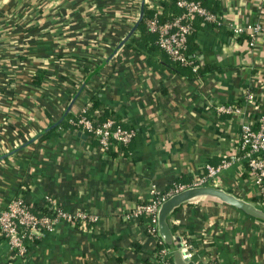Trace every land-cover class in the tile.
<instances>
[{"label": "crops", "instance_id": "0c3cea01", "mask_svg": "<svg viewBox=\"0 0 264 264\" xmlns=\"http://www.w3.org/2000/svg\"><path fill=\"white\" fill-rule=\"evenodd\" d=\"M157 2L164 8L168 0ZM208 2L222 25L194 21L188 49L197 82L189 69L175 73L165 56L126 49L132 36L116 51L142 0H0V210L21 197L34 212L47 196L65 211L98 217L90 233L66 225L40 233L20 260L0 238V264H153L144 223L124 214L146 201L152 186L165 193L203 174L205 165L216 167L242 123L264 120V33L250 48L229 31L264 25V0ZM92 95L134 132L121 154L102 151L68 122ZM218 104L240 106L241 114L216 115ZM244 163L239 157L221 173V188L264 209ZM169 223L173 236L190 244L193 264L210 257L264 264V225L215 200L186 203Z\"/></svg>", "mask_w": 264, "mask_h": 264}, {"label": "built area", "instance_id": "2783aa9c", "mask_svg": "<svg viewBox=\"0 0 264 264\" xmlns=\"http://www.w3.org/2000/svg\"><path fill=\"white\" fill-rule=\"evenodd\" d=\"M156 3V4H155ZM148 8L153 12L151 17L144 19L147 31L156 36L155 44L163 51L167 59L181 68L189 69L195 75L197 82L198 64L195 59L188 57V38L194 33V21L199 19L204 24L220 27L221 17L216 15L199 2L178 0L176 7L180 14L167 21H161L160 15L163 7L157 0H149ZM137 10V8L135 9ZM129 25L134 23V19L129 18ZM231 35L236 37L244 36L250 48L256 46L258 38L264 33L262 23H252L247 25L230 26ZM186 78L180 77L184 82ZM185 83V82H184ZM246 99L252 101V95L247 94ZM216 115L238 116L241 108L237 105L218 104L214 108ZM70 126L77 128L90 137L94 138L99 147L104 152L112 148L119 154L122 152L116 148L127 146L134 137L131 129H126L111 118L100 123H93L86 115V106L81 113L73 119H68ZM264 120L256 124L244 122L241 124L240 133L234 140V147L226 155L222 156L216 167L204 166V173L194 177L187 184L174 185L169 191L161 193L155 187L149 189V198L124 214L125 220H138L140 217L147 219L144 222L145 234L152 238L150 243L151 262L153 264H173L171 254L164 246L157 232V214L161 204L171 196L185 191L189 188L210 186L219 189L222 185L221 173L227 170L239 157L245 161L244 172L254 187L261 193V204L264 206V193L262 185L264 182ZM225 190V189H223ZM226 191V190H225ZM240 198V197H239ZM45 208L50 215H36L31 205L29 206L21 197H14L9 204L0 210V238L5 242L9 257L22 259L27 254V243L34 241L40 233H52L58 225H66L84 233H90L98 223V217L77 209L74 212L65 211L61 205L51 197L44 198ZM181 239L179 253L188 252L191 258V246L184 237ZM215 258L210 257L205 264H217Z\"/></svg>", "mask_w": 264, "mask_h": 264}, {"label": "water", "instance_id": "95a60500", "mask_svg": "<svg viewBox=\"0 0 264 264\" xmlns=\"http://www.w3.org/2000/svg\"><path fill=\"white\" fill-rule=\"evenodd\" d=\"M144 13V0H142L139 18L136 24L129 31L127 36L123 39V41L119 44L116 51L123 46L128 39L133 35L139 23L142 21ZM115 51V52H116ZM108 61H106L103 65H105ZM103 66L99 67L95 72L97 73ZM70 106L66 109L64 113V117L69 112ZM53 125L48 130L55 128L59 123L64 119ZM196 199H211L219 202L220 204L242 214L243 216L258 222L264 225V209L258 205L245 201L223 189L203 186V187H195L189 188L185 191H182L178 194H175L164 201L157 214V232L159 237L161 238L166 249L171 253V258L173 264H193L190 259L188 252L179 253L178 250L181 248V239L180 237H174L170 228L169 219L172 213L180 208L182 205L194 201Z\"/></svg>", "mask_w": 264, "mask_h": 264}, {"label": "trees", "instance_id": "16d2710c", "mask_svg": "<svg viewBox=\"0 0 264 264\" xmlns=\"http://www.w3.org/2000/svg\"><path fill=\"white\" fill-rule=\"evenodd\" d=\"M177 1L178 0H168V2L164 3V8H163V11L160 15V20L162 22L170 20L171 18L180 14V10L176 7ZM188 1H194V2L199 1V3L203 7H205V6L208 7V3H209L208 0H188ZM152 14H153V12L151 10H149V9L145 10L144 17H143L142 21L139 23L138 27L136 28V32H135L136 34L132 35V37L129 39V42L126 45L127 46L126 49L128 48V50H129V48H130L131 52L136 51L137 53L146 54V56L149 58L151 56H154V55L165 56L163 51L160 50L155 44L156 36L154 34L149 33L147 31V29L145 28V25H144V19L151 17ZM169 15H171V16H169ZM189 38H188V44H189ZM243 38L245 39L244 36L236 37V39H243ZM192 54H193L192 49H190V51L188 49V52H187L188 57L189 56L192 57ZM165 59L163 60L164 63L168 64V66L170 68H172V70L175 73L180 74V73H183L184 70H188L186 68H181L178 65L171 63L168 59H166V60ZM115 61H116V59L112 61V64H111L112 68H114L115 66H118V64ZM184 73L187 74L186 72H184ZM188 73H190V70L188 71ZM188 75L191 76L192 74L190 73ZM32 80L35 84L39 82L37 79L32 78ZM86 115L93 123L103 122L107 118L115 119L109 111L105 110L100 105V102L97 100L96 95H92L89 98V101L87 102V105H86ZM42 140H43V138H40V141H42ZM123 148H124V146H118V149H120L122 151L124 150ZM34 213L36 215H41V214L50 215L49 211L44 207L38 208L37 210L34 211ZM146 220L147 219L140 217L136 221H138L140 224H143ZM146 238H147L146 243H148L150 245L152 238L150 236H147V235H146Z\"/></svg>", "mask_w": 264, "mask_h": 264}]
</instances>
